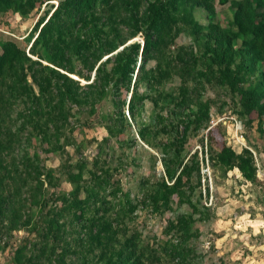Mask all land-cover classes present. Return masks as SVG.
<instances>
[{
    "label": "rangeland",
    "instance_id": "1",
    "mask_svg": "<svg viewBox=\"0 0 264 264\" xmlns=\"http://www.w3.org/2000/svg\"><path fill=\"white\" fill-rule=\"evenodd\" d=\"M58 1L29 0L18 4L17 0H10L4 5L0 0V46L4 41H11L31 59L66 74L81 86L75 91L77 101L66 102L64 97L63 112L55 119L61 132L56 136L54 149L43 151L42 142L28 137L24 130L26 127L31 130L28 123L23 131L11 137L12 149L2 150L0 158L11 171L8 176L17 173L14 165H21V147L29 153L36 151L41 173L50 175L48 178L40 175L38 186L27 179L19 189L18 183L7 177L0 181V186L6 183L16 186L14 208L18 213L8 221L9 211L3 212L0 264L97 262V255L110 248L107 234L101 228L97 233L98 226L88 232V225L83 221L92 213L99 215L103 211L107 219H112V224H120L116 226L119 230L115 239L120 241L133 234L145 251L160 255L159 261L153 264H172L167 250L162 249L166 242L184 248L185 259L191 264H264V114L257 117L251 113L249 119L243 113L238 95L221 74L224 66L220 64L219 68L208 57L217 47L222 50L227 46L232 53L227 63L229 73L240 59L236 53L239 39H230L227 35L229 4L213 0L208 10L191 5L188 12L193 21H176L171 25L159 49L145 60L134 84L139 55L128 80L116 76L117 72L113 71L116 61L109 60L102 67L105 71L98 72L97 83H101L96 92L98 96L92 94L85 99V93L93 89L84 85L91 82L100 61L112 58L122 46L132 43L142 46L141 14L153 0H135L136 7L131 12L124 6L125 2L111 10L108 9L111 2L108 6L96 5L95 15L99 16L96 25L102 30L87 32L82 27L79 39L90 40L93 47L108 39L114 31L109 32L102 22L116 13L112 24L117 30V44L112 52H101L98 47L86 64L66 50L53 54L54 48L45 49L40 44L34 47L36 53L29 49L40 26L39 23L34 29V24L42 16L44 20ZM176 11L181 14V8ZM128 13L134 14L138 21L126 22ZM136 23L139 30L129 37ZM66 35L74 39L76 31L70 29ZM120 39H124L123 44ZM60 46L62 50L64 43ZM98 54L101 57L96 59ZM45 55L63 64L69 63L72 71L52 65ZM106 73L108 78L103 79ZM245 73L240 75L246 78L245 82L255 76ZM32 87L36 92V85ZM21 108L22 103L17 101L7 116L3 115L1 137L8 128L14 132L17 125L5 121L16 112L18 115L14 118L27 113V104L22 111ZM210 126L215 129L212 134L219 136L234 152L242 149L250 152L254 181L244 180L236 168L224 169L218 165L217 148L206 140ZM78 166L81 169L78 182L92 185L99 199L105 201L104 205L90 206V212L80 220L72 219V212L62 210L64 204L60 201L62 195L69 196L73 185L67 176ZM173 168L174 175L182 168L178 184L166 194V199L158 198L162 183L170 186L174 180V177L166 178L165 169L172 171ZM87 169L96 172L89 175ZM79 187L81 197L82 186ZM54 213L61 214L52 221L59 225L57 232L53 230L55 226H49L48 230L47 225ZM95 233L100 236V244L91 240L90 235ZM113 245L116 247L118 243ZM41 249L42 257L29 262L28 257ZM15 256H20L19 261H14Z\"/></svg>",
    "mask_w": 264,
    "mask_h": 264
},
{
    "label": "trees",
    "instance_id": "2",
    "mask_svg": "<svg viewBox=\"0 0 264 264\" xmlns=\"http://www.w3.org/2000/svg\"><path fill=\"white\" fill-rule=\"evenodd\" d=\"M4 5L10 0H1ZM16 1V0H13ZM18 4L29 2V0L20 1L17 0ZM135 0H59L57 5L52 8L46 18L43 20V16L40 20L34 24V29L38 27V32L36 36L31 41L29 49L32 53L34 47L38 44L54 48L53 54L56 51L66 50L80 58V60L86 64L89 61L91 53L99 47L101 52H112L116 48L117 42H115V36L117 30L113 27V22H115V16L109 15L106 19L107 21L102 22L109 32L114 31L111 36L107 39L105 38L103 42L101 38H98L99 45L93 47L91 41L88 42L84 39H79V31L82 27L87 29V32H96L97 29L96 20L99 16L95 15L94 8L96 5L103 4L108 6L111 10L116 4L124 5L132 11L133 7H136ZM213 0H153L147 7L143 10L141 14L140 22L144 24L143 26V44L139 46L138 43H132L127 46H122L120 51L114 53L112 58H105L100 61L95 68L94 77L91 82L85 84L87 88H92L85 93V99L90 96L97 95L99 92L97 88L101 86L98 84L99 80L98 72L102 69L103 65L107 64L109 60L116 61L113 67V71L117 72V77L120 79L127 78L133 72L135 67L136 56L139 55V60L135 68V76L133 84L137 79V75L142 71L145 60L148 58L149 54L157 50L160 44L163 42L164 38L167 36L172 24L176 21L188 22L193 21L188 10L191 5H198L204 7L206 10L210 9V2ZM218 4L228 3L231 15L229 20V28H227V35L230 39H239V47L236 53L239 55V60L235 66L232 73H229L227 63L232 55L231 51H228V47L224 46L222 50L217 47L215 53L210 54L208 57L211 62L218 64L221 68L222 64L224 70H221V74L231 85V89L238 95L240 99V105L242 111L250 119V114L255 113V116H260L264 114V0H215ZM32 2V1H31ZM131 2V4H128ZM194 2V3H192ZM32 5V4H31ZM181 8V14L179 15L176 10ZM46 14V13H44ZM130 19H135L138 21L134 14H129L125 16V21ZM95 21V22H94ZM88 24V26L86 25ZM137 24V23H136ZM134 24V29L128 33V36H133L137 30H139V24ZM70 29L76 31V38L71 39L67 36V32ZM87 34V33H84ZM82 38V37H81ZM120 44L124 43V39H120ZM118 41V42H119ZM64 43V47L61 50V44ZM90 46L91 48L90 50ZM127 47V48H126ZM126 48V49H125ZM48 55H45V57ZM100 54L96 55V59L100 58ZM48 62L57 67H61L68 72L72 71V67L69 63L63 64L59 60L55 61L51 56L48 57ZM91 67V64H90ZM254 74V78L250 81L245 82V77H241L242 74ZM80 74V73H79ZM107 75L103 76V79L108 78ZM237 74V75H236ZM236 75V76H235ZM80 76H83L80 74ZM29 80V81H28ZM31 83V84H30ZM35 84L37 91L32 87ZM0 85L4 89H0V122L3 121V115L7 116V112L20 101L22 103L23 110L24 104H27V113H24L21 118H14L18 115L16 112L13 116L9 115L8 119L5 121L7 123L12 122L17 125L14 132L7 129L4 133V137L0 136V155L3 149H12L13 141L11 139L17 135V131H23V128L29 123L32 127L26 129L25 133L28 137L37 139L38 142H42L43 151L48 148H55L57 141L56 136L61 131H59V126L56 124L55 119H58L62 114V103H64V97L66 102L73 100L77 101L76 89L81 86L78 85L77 80L69 78L64 73H59L56 69L49 67L48 65H43L39 61L31 59L23 49H20L13 44L11 41H4L0 46ZM56 97V99H54ZM132 98V96H131ZM131 99H129V107ZM132 116V115H131ZM43 117V120L41 118ZM14 118V119H13ZM4 122V121H3ZM51 123V125H50ZM5 126V124H4ZM214 126H210L206 131V140L213 144L217 148L216 159L218 165L224 167V169L236 168L241 177L246 181H254V164L250 152L247 149H242L240 152H234L229 146L221 140L217 135L212 134ZM7 127H4L6 129ZM24 139L27 137L24 136ZM23 145V144H22ZM11 147V148H10ZM36 151L29 153V150L25 147L19 148V161L20 164L14 165L13 167L17 173L9 175L10 169L6 167V162L0 158V181L3 178L11 179V182L18 183V189L22 184L28 182L34 183V186L41 185L40 175L43 177H49L50 173H41L38 163L36 162ZM75 167V166H74ZM175 168L170 171L165 169L166 178L171 179L174 177L172 184L169 186L162 183V188L159 190L158 198L166 199V194L171 192L173 188L178 184V181L182 174V168L179 172L174 175ZM80 167L75 168V172L69 173L68 182L73 185L69 196L62 195L60 201L63 205L62 210H68L72 219L80 220L83 214L90 212L89 207H96L105 203L99 199L97 190L92 189V185L89 183H79L78 180L80 176ZM89 170V169H87ZM106 170V169H105ZM105 170H102L105 172ZM88 171V174H93L96 171ZM102 174L101 172H98ZM16 176L18 179H16ZM95 177V176H94ZM16 179V180H15ZM15 180V181H14ZM81 185L82 196L80 197L79 190ZM6 186V188H5ZM0 223L2 224L1 218L4 211H9L8 221H12L18 213L15 212L14 201L15 193L17 192L16 186L14 184L6 183V185L0 186ZM43 202H46L44 199ZM97 204V205H96ZM92 213V212H91ZM102 214L98 215V212L92 213L93 215L85 218L84 224L87 226V231L95 226H98L97 233L100 228L107 234L110 248L104 252H100L97 255V262L93 264H153L154 261H159L160 255L155 251L151 253L145 251V247L137 243L136 237L133 234H129L124 239L120 241L115 239V233L118 232L119 228L116 226L120 225L118 222L112 224V219H107ZM61 214L54 213L47 221L48 230L49 226H55L54 231H58L59 225L52 223ZM28 223V219L25 224ZM11 226V223H7ZM36 225V223H34ZM115 225V226H114ZM57 228V229H56ZM91 234V240L95 243L100 244V236ZM123 238V237H122ZM114 242L118 243L115 247ZM180 245L163 243L162 249L167 250L166 255L172 264H191L188 258L185 259L186 250ZM1 247V246H0ZM21 247V246H20ZM18 248L17 252L22 248ZM43 250L37 251L33 256L28 257V261L31 259L34 261L39 260L42 257ZM108 254V255H106ZM45 256V255H44ZM20 256H15L14 261H19ZM83 264H92L83 260Z\"/></svg>",
    "mask_w": 264,
    "mask_h": 264
}]
</instances>
